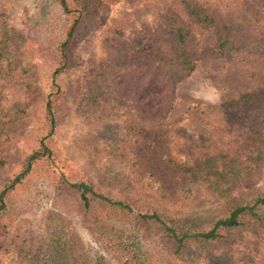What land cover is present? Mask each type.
<instances>
[{
  "label": "rangeland",
  "instance_id": "obj_1",
  "mask_svg": "<svg viewBox=\"0 0 264 264\" xmlns=\"http://www.w3.org/2000/svg\"><path fill=\"white\" fill-rule=\"evenodd\" d=\"M103 1L104 6L98 7L95 17L78 28L77 40L67 51L66 73L59 80L61 90L56 99V128L49 139L55 161L39 164L8 196L9 212L4 218L8 231L0 253L3 264H45L51 247L54 248L50 230L58 221L63 223L59 230L64 236L62 239L71 245V253L80 264H119L93 233L89 218L77 210L60 187L61 179L85 181L104 195L129 203L138 211H155L169 223L176 224L181 232H190L196 224L225 215L231 207L256 195H264V148L259 153L243 152L245 149L237 150L232 144L230 152H238L236 159L239 155L248 159L223 166L221 186L229 184L224 198L210 193L203 184L201 189L194 187L185 199L165 204L153 193L125 192L114 177L98 168L91 150L103 151L108 143L95 142L98 133L90 120L91 113L120 125L126 112L125 107L119 105V99H112L108 93L100 94L104 78L99 65L102 45L106 43L120 56L119 65L151 67L152 73L161 77L164 71L159 66L158 44L169 37L164 16L170 10L182 14L178 0ZM245 9H250V3ZM69 22L71 17L67 19L55 0H0V39L5 44L2 56L8 60L0 72V126L5 128L7 138H0V160L4 162L0 167V190L46 134L42 111L49 88L48 76L54 67L53 55ZM214 42L210 31L196 26L189 46L195 54ZM2 62L4 60L0 59V64ZM19 91L25 93L21 102L18 101ZM261 91L264 92V56L244 50L200 59L193 73L176 85L172 109L163 122L148 126L144 125L147 116L135 119L139 123L138 153L146 159L143 166L174 198L183 181L189 179L178 174L181 166L169 162L166 155L165 147L174 146L169 127L184 125L190 132L215 133L220 143L206 140L205 144L228 152L222 146L230 138L223 106L244 94ZM91 92L98 95L94 104L88 101ZM217 170L220 171L221 166L218 165ZM262 218V224L245 219L244 226L221 231V238L215 242L187 240L178 251L162 230L151 224L143 225L136 238L139 264L260 261L264 258V211ZM50 262L58 264L57 257L51 254Z\"/></svg>",
  "mask_w": 264,
  "mask_h": 264
},
{
  "label": "trees",
  "instance_id": "obj_2",
  "mask_svg": "<svg viewBox=\"0 0 264 264\" xmlns=\"http://www.w3.org/2000/svg\"><path fill=\"white\" fill-rule=\"evenodd\" d=\"M55 1L67 19L71 17V22L64 29L62 40L57 45L53 55L54 67L48 76L49 88L42 111V124L46 134L41 137L38 146L24 157L14 177L0 190V253L8 231L4 219L9 212L8 196L23 184L39 164L55 161L49 139L56 128V99L61 90L59 80L66 73L67 51L77 40L78 28L95 17L98 7L104 6L102 0ZM249 3L250 9H245ZM178 4L181 15L177 10H170L164 16L169 37L158 44L159 66L164 71L161 77L155 76L151 67L133 68L131 63L119 65L120 56L110 50L106 43L102 45L99 65L105 79L103 78L100 94L108 93L112 99H119V105L125 107L126 112L120 125L108 122L96 113H91L90 118L98 133L95 142L108 143L104 145L106 149H102L103 151L97 148L91 150L98 168L107 176L114 177L125 192L153 193L165 204H174V199H185L194 187L201 189L203 184L210 193L224 198L229 184L221 186L223 166L225 163L248 159L242 155L236 159L238 154H235L238 152H230L232 144L237 146V150L245 149L243 152L250 150L259 153L264 148V92L261 91L244 94L223 106L222 113L229 126L230 138L222 146L228 152L217 150L212 144H205L206 140L219 142L220 138L215 133L190 132L184 125L180 128L174 125L169 127L171 131L168 134L174 138V146L165 147L166 155L169 162L181 166L177 169L178 174L189 179L183 181L174 198L152 172L143 166L146 159L138 153L139 123L135 119L147 116L144 125L148 126L163 122L172 109L176 85L193 73L200 59L244 50L264 56V0H178ZM196 26L210 31L215 42L194 54L189 40ZM4 47L5 44L0 39V59L4 60L0 64V72L5 68V62H8L2 56ZM19 94L17 99L21 102L25 93L19 91ZM97 96L95 92H91L88 101L94 104ZM3 137L7 139L6 130L0 126V138ZM180 141L184 143L183 146ZM179 157L183 159H178ZM218 165L221 166L220 171L217 170ZM3 166L4 162L0 160V167ZM59 185L67 192L77 210L89 218L93 233L98 235L108 253L119 264H139L136 238L143 225L151 224L162 230L178 251L190 239L215 242L221 238V231L240 228L244 226L245 219L254 224L263 223L264 195L260 194L231 207L225 215L196 224L190 232H181L176 224L169 223L159 213L138 211L129 203L104 195L85 181L69 182L61 179ZM62 227L63 223L58 221L50 230L54 248L51 247L45 264L51 263V254L57 257L58 264L60 261L61 264H80L71 253V245L62 239L64 236L59 232ZM0 264H3L1 258ZM250 264H264V258Z\"/></svg>",
  "mask_w": 264,
  "mask_h": 264
}]
</instances>
